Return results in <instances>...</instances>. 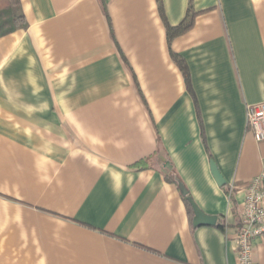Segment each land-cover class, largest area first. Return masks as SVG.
Instances as JSON below:
<instances>
[{
  "label": "crops",
  "instance_id": "1",
  "mask_svg": "<svg viewBox=\"0 0 264 264\" xmlns=\"http://www.w3.org/2000/svg\"><path fill=\"white\" fill-rule=\"evenodd\" d=\"M191 1L172 40L189 87L161 14L180 24L190 0H21L27 27L0 35V264H237L264 171L246 117L264 102V0ZM179 181L224 229L192 224Z\"/></svg>",
  "mask_w": 264,
  "mask_h": 264
},
{
  "label": "built area",
  "instance_id": "2",
  "mask_svg": "<svg viewBox=\"0 0 264 264\" xmlns=\"http://www.w3.org/2000/svg\"><path fill=\"white\" fill-rule=\"evenodd\" d=\"M246 117L255 138L264 140V102L247 105ZM240 209L236 262L257 264L254 257V241L264 235V171L249 182Z\"/></svg>",
  "mask_w": 264,
  "mask_h": 264
},
{
  "label": "trees",
  "instance_id": "3",
  "mask_svg": "<svg viewBox=\"0 0 264 264\" xmlns=\"http://www.w3.org/2000/svg\"><path fill=\"white\" fill-rule=\"evenodd\" d=\"M21 0H0V35H6L9 34L10 32H13L19 28H25L27 27V20L25 13L23 11V7ZM161 12H162V8ZM196 11L194 10L192 1L190 0L188 9H187V13H185V17L184 19L180 22V24L177 25H172L169 23V21L167 20L166 16L163 15L164 13L162 12V16H163V20L165 22V28H166V32H167V41L170 47V54L173 57V59L175 60V62L178 64V67H180L183 75H184V80H186L187 85L190 87V73H189V69L186 66V62L185 60L182 58L181 55L177 54V52L172 50V40H174V38L180 34H183L187 31H189L192 26L194 25V20H195V16H196ZM145 165V161L143 160H139L138 162H136L133 166L134 167H141ZM173 178L170 177V180H172ZM184 196L183 198L186 200L187 202V206H188V211L190 213H192V206L188 200V197ZM223 220H219L218 222H216L217 226L224 229L225 228V223H223ZM241 223V222H240ZM240 226V224L238 225Z\"/></svg>",
  "mask_w": 264,
  "mask_h": 264
},
{
  "label": "water",
  "instance_id": "4",
  "mask_svg": "<svg viewBox=\"0 0 264 264\" xmlns=\"http://www.w3.org/2000/svg\"><path fill=\"white\" fill-rule=\"evenodd\" d=\"M210 167H211L210 171L212 172L214 178L216 179L217 184H219L221 186L225 185L224 184L225 179H224L223 175L221 174V172L219 171L217 164L212 159L210 162ZM177 185H179V188H180L182 194L184 196H187L188 191L185 188V186L183 185V183L179 181V183ZM187 198H188V200H189V202L193 208L192 211H194V218H193L192 224H194L195 226H197L199 224H207V225L217 224L216 222H218L220 220L217 215H210V214L205 213L204 211L201 210V208L197 205V203L192 198H190V196H188Z\"/></svg>",
  "mask_w": 264,
  "mask_h": 264
}]
</instances>
